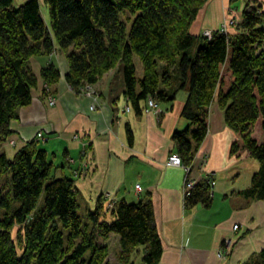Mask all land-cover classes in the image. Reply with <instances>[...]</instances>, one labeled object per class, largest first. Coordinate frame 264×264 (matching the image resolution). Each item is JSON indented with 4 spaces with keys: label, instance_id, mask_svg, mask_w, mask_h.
I'll return each instance as SVG.
<instances>
[{
    "label": "trees",
    "instance_id": "1",
    "mask_svg": "<svg viewBox=\"0 0 264 264\" xmlns=\"http://www.w3.org/2000/svg\"><path fill=\"white\" fill-rule=\"evenodd\" d=\"M206 1L44 0L46 23L37 0L18 7L0 0V146L9 140L19 110L31 103L37 80L28 61L58 46L68 64L65 82L73 90L95 85L120 64L124 97L135 114L148 98L168 104L177 90L186 91L180 117L190 127L171 136L183 167H192L215 102L236 136L230 156L248 154L258 165L242 195L264 201V12L247 5L226 35H192ZM60 77L53 66L40 72L46 87ZM168 88L176 91L169 94ZM127 136L131 139L129 130ZM211 186L196 183L184 205L209 208ZM76 194L72 180L53 176L35 142L12 158L0 154V264H107L110 235L118 238V264H157L162 246L149 201H118L108 209L99 197L93 210L79 216ZM246 264H264V250Z\"/></svg>",
    "mask_w": 264,
    "mask_h": 264
},
{
    "label": "crops",
    "instance_id": "2",
    "mask_svg": "<svg viewBox=\"0 0 264 264\" xmlns=\"http://www.w3.org/2000/svg\"><path fill=\"white\" fill-rule=\"evenodd\" d=\"M28 1L13 0V6ZM37 2L47 23L44 0ZM247 5L264 12V0H207L190 33L217 32L231 19L239 20ZM134 65L136 76L138 70L141 73L136 58ZM49 66L61 77L47 88L40 72ZM28 68L37 80L31 103L10 124L11 135L0 146V154L12 158L27 143L35 142L52 164L53 176L73 181L77 201L86 204V209L93 210L99 197L108 209L118 201H149L162 246L157 264H246L264 250V201L242 195L258 165L246 154L230 156L236 136L226 127L215 102L210 107L207 135L186 172L168 165L169 155L175 153L172 134L190 127L180 117L186 91H176V86L166 89L169 94L176 91L174 100L156 104L161 115L156 121L147 100L141 114L127 104L120 68L103 75L92 86V96L65 82L68 64L58 46L49 55L30 59ZM47 97L55 100L54 105L47 104ZM128 106L129 112L124 110ZM189 179L212 183L209 208L184 205V184ZM111 237L118 242L114 235L107 241Z\"/></svg>",
    "mask_w": 264,
    "mask_h": 264
},
{
    "label": "rangeland",
    "instance_id": "3",
    "mask_svg": "<svg viewBox=\"0 0 264 264\" xmlns=\"http://www.w3.org/2000/svg\"><path fill=\"white\" fill-rule=\"evenodd\" d=\"M207 2V1H206ZM206 2L201 6V9H202V7L206 4ZM252 8H255V9H257V10H261L260 9V7H251L250 5H248V7H247V10L249 9H252ZM200 9V10H201ZM244 10H245V8H244ZM243 10V11H244ZM242 11V12H243ZM199 13V12H198ZM242 14V13H241ZM125 18V17H124ZM240 19H241V16L239 17V20H235V19H231L230 21H228L229 22V25H228V27L227 28H225L224 27V31H225V34L224 35H226L227 34V32H228V30H230L229 28H234L235 26H237L239 23H240ZM195 22V21H194ZM223 27V26H222ZM222 27H221V29H222ZM221 29L219 30V31H217L218 33H220V34H222L221 33ZM211 32V31H210ZM212 33V32H211ZM136 58V57H135ZM134 58V59H135ZM136 59H138V58H136ZM139 61V60H138ZM141 64V63H140ZM141 66V65H140ZM120 68V64H118V65H116L112 70H114V69H119ZM121 69V68H120ZM111 70V71H112ZM110 72V71H109ZM135 72H136V68H135ZM108 73V72H107ZM107 73H105V74H107ZM104 74V75H105ZM140 74H142V67H141V73H140V71L138 70L137 71V74H136V78H139V76H140ZM48 88V87H47ZM46 88V89H47ZM50 88V87H49ZM48 91V90H47ZM50 99H53V98H46V102H47V104L49 105V100ZM54 100V99H53ZM54 102H55V100H54ZM54 105V104H53ZM127 108V107H126ZM126 108L124 109L125 111H127L126 110ZM130 111V110H129ZM129 111H127V112H129ZM148 111H149V108H148ZM156 111H157V105L155 106V108L154 109H151V112H152V114H154L155 116H156V121H160V118H161V115H160V113L158 112V114H156ZM243 155H245V154H243ZM246 155H248V154H246ZM170 156V155H169ZM249 156V155H248ZM169 158V157H168ZM77 176H78V174H77ZM79 177V176H78ZM211 185H212V183H211ZM42 204H43V196H41L40 197V199L38 200V203H37V208H41V206H42ZM86 204H81L80 205V209H78V211H77V214L79 215V216H83L84 214H85V209H86ZM106 247H107V258H106V261H107V264H118V261H117V257H116V251H118L117 250V247H118V242H114V239L111 237L110 238V240L109 241H106V245H105Z\"/></svg>",
    "mask_w": 264,
    "mask_h": 264
},
{
    "label": "built area",
    "instance_id": "4",
    "mask_svg": "<svg viewBox=\"0 0 264 264\" xmlns=\"http://www.w3.org/2000/svg\"><path fill=\"white\" fill-rule=\"evenodd\" d=\"M224 27H225V26H223L222 29H221V33H222V34H225ZM204 36H206V35H204ZM206 37L209 38L210 36H206ZM83 89H84L86 95H88V96H92V94L94 95V92H93V90H92V86H88V85H87V86L83 87ZM53 104H54V100H53V99H50V100H49V106H52ZM146 105L148 106L149 111H150L151 109H154V108H155L156 103L153 101V99L148 98V99H147V102H146ZM126 110H127V111L130 110L129 106L126 108ZM158 112H159V111L157 110V111H156V114H158ZM38 137H40V134L38 135ZM168 165H169V166H173V167H181V168L184 169V171H186V172H188V171L190 170V168H188V167H183V166H182L179 156H178L177 154H175V153L170 154V156H169V158H168ZM195 184H196V183H195L194 181H192L191 179H189V180H187V181L185 182V184H184V190H185V191H184V197L187 196V195L189 194V191L193 188V186H194ZM209 184H211V183L209 182ZM233 229H234V230H237V229H238V226H234Z\"/></svg>",
    "mask_w": 264,
    "mask_h": 264
},
{
    "label": "bare ground",
    "instance_id": "5",
    "mask_svg": "<svg viewBox=\"0 0 264 264\" xmlns=\"http://www.w3.org/2000/svg\"><path fill=\"white\" fill-rule=\"evenodd\" d=\"M228 25H229V22H228V24H224L223 26H225V28H227ZM203 34L206 36H211L212 33L210 31H204ZM204 35H202V36H204ZM220 35H223V34H220ZM206 36H204V37H206ZM206 38H208V37H206Z\"/></svg>",
    "mask_w": 264,
    "mask_h": 264
}]
</instances>
